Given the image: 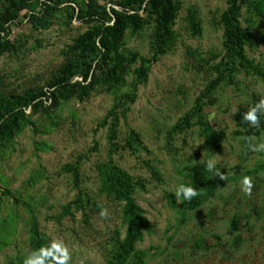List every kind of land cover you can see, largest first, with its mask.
I'll list each match as a JSON object with an SVG mask.
<instances>
[{
  "label": "rangeland",
  "instance_id": "1",
  "mask_svg": "<svg viewBox=\"0 0 264 264\" xmlns=\"http://www.w3.org/2000/svg\"><path fill=\"white\" fill-rule=\"evenodd\" d=\"M115 1L70 0L43 18L44 25L19 21L13 27L16 49L0 55V92L24 95L47 88L60 68L73 60L66 54L69 46L89 28V22L76 18L80 6L97 3L122 11ZM182 2L169 24L166 52L152 66L147 81L138 86L127 118L121 119L113 155L118 165L146 184V189H137L135 198L154 230L144 233L137 248L146 251L145 264H264V151L249 149L244 137L237 134L235 120L241 105L251 106L264 97V81L240 70L206 102L208 120L228 133L220 152L207 155L197 125L186 131L176 129L215 77L214 67L224 54L222 16L229 6V0ZM72 5L74 18L70 17ZM123 12L133 13L129 9ZM140 15L143 25H134L137 18L129 22L126 48L150 59L153 24L144 9ZM251 17L255 20L249 21ZM242 24L251 32L248 56L264 66L263 22L245 6ZM140 64L138 60L121 74L124 84L119 80L100 86L83 100L61 99L57 108L33 114L36 131L23 119L14 139L0 144V190L12 191L19 200L0 192V264H24L34 251L31 209L47 245L62 241L69 248V264H107L116 240L125 236L126 225L124 203L101 191L98 166L108 161L110 145L108 126L99 124L116 94L130 90ZM26 112L31 114L32 109ZM258 128L260 134L252 138L261 143L264 128L261 124ZM130 129L138 134L134 153L127 145ZM209 158L218 161L217 168L227 177H213L215 196L193 210L184 208L176 196L171 203L169 193L175 194L186 183V167ZM78 163L81 205L76 201L75 174L67 168ZM245 177L252 181L250 193L242 190ZM71 202L72 214L60 217ZM102 209H107L106 217L100 215ZM235 221L237 228L233 227Z\"/></svg>",
  "mask_w": 264,
  "mask_h": 264
},
{
  "label": "trees",
  "instance_id": "2",
  "mask_svg": "<svg viewBox=\"0 0 264 264\" xmlns=\"http://www.w3.org/2000/svg\"><path fill=\"white\" fill-rule=\"evenodd\" d=\"M66 1L70 0H0V55L8 50L16 49L13 36L14 25L19 21L31 22L35 27L44 25L43 18L50 17L54 11L60 10ZM113 3L121 6L123 10H132L133 13H124L123 10L120 11L114 6L107 9L106 6L102 7L97 3L80 6L76 18L89 22V28L69 46L66 54L72 56L73 60L60 68L59 73L48 83L47 88L29 90L24 95H7L0 92V144L14 139L15 130L23 119L27 120L36 131L37 125L32 118L33 114L41 110L57 108L61 99L76 97L83 100L100 86L111 85L119 80L124 84L125 80L121 74L128 71V66L139 60L141 64L134 70L135 77L130 90L126 93L116 94L112 107L100 121L99 127L108 126L110 154L108 161L98 166V172L102 180L101 191L124 203L125 236L116 240V248L107 260V264H145L146 251L138 249L137 243L143 239L144 233L151 234L153 232L154 225L147 217L146 210L138 204L135 192L138 188L146 189V184L144 180L136 179L118 165L113 155L117 150L121 119L127 118L131 104L137 99L138 86L147 81L152 66L166 52L169 24L181 9L183 2L182 0H116ZM245 6L264 25V0H229V6L222 16L225 28L224 54L214 67L215 77L207 83L192 108L175 126L176 129L186 131L194 124L197 125L207 155H214L222 150L228 133L226 129L218 128L208 120L204 114L206 102L213 99L217 89L223 83L233 81L240 70L256 75L264 81V66L255 62L247 53L251 32L242 24ZM71 8L73 12L70 17L74 18L75 7L72 5ZM141 9L149 13L150 21L153 24L150 59L139 52L126 48L124 39L129 22L133 18L139 19L135 21L134 25H143V22L140 21ZM114 17L115 21L112 23ZM254 20L253 17L249 19V21ZM77 76L80 78H76ZM251 106L241 105L235 115L238 126L237 134L242 135L247 144L248 138L260 134L258 127L251 126L243 119L244 114ZM29 107L32 109L31 114L26 112ZM260 124L264 128V116L260 117ZM137 135L134 129H130L127 145L133 153ZM97 147L96 143L94 148L97 149ZM206 161L186 167L185 184H191L199 192V195L191 201H183L184 208L187 210L196 209L215 196L217 183L212 177V173L205 170ZM67 168L75 174V185L79 189L76 201L81 205L83 192L80 186V164ZM151 170L160 176L159 171L153 166H151ZM1 191L3 194L15 198L12 191ZM174 197V193H169L171 203H174ZM15 200L19 201L17 198ZM72 204L71 202L64 206L60 217L72 214ZM28 207L31 209L30 206ZM233 227H238L237 221L233 223ZM30 231L34 251H38L42 247H49L32 209ZM47 259L52 258L48 257Z\"/></svg>",
  "mask_w": 264,
  "mask_h": 264
},
{
  "label": "clouds",
  "instance_id": "3",
  "mask_svg": "<svg viewBox=\"0 0 264 264\" xmlns=\"http://www.w3.org/2000/svg\"><path fill=\"white\" fill-rule=\"evenodd\" d=\"M264 116V97L260 98L249 110L244 114V121L253 127L260 126V117ZM248 147L255 152L264 151V142H253V138H248ZM218 161L215 158H209L205 162V170L212 173V177H219L221 180H226V175L217 168ZM252 188L251 178L245 177L242 181V190L249 192ZM199 195L198 190L191 184L181 183L175 189V196L178 201H191L194 197ZM101 216L108 215L107 209H102ZM51 257L52 259H47ZM72 256L69 248L62 241H54L50 247H42L38 251L29 253L25 259L24 264H69Z\"/></svg>",
  "mask_w": 264,
  "mask_h": 264
}]
</instances>
